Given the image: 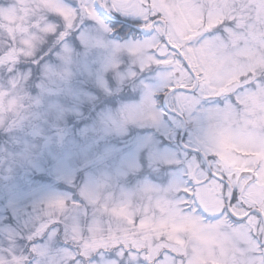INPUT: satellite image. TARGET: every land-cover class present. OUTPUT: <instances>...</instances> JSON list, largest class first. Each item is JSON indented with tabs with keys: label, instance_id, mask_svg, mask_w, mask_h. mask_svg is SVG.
<instances>
[{
	"label": "rangeland",
	"instance_id": "obj_1",
	"mask_svg": "<svg viewBox=\"0 0 264 264\" xmlns=\"http://www.w3.org/2000/svg\"><path fill=\"white\" fill-rule=\"evenodd\" d=\"M98 1L0 0V264H264V0H114L157 22L118 39ZM62 26L56 56L7 82ZM244 169L258 179L229 206L218 176Z\"/></svg>",
	"mask_w": 264,
	"mask_h": 264
},
{
	"label": "snow or ice",
	"instance_id": "obj_2",
	"mask_svg": "<svg viewBox=\"0 0 264 264\" xmlns=\"http://www.w3.org/2000/svg\"><path fill=\"white\" fill-rule=\"evenodd\" d=\"M117 5L114 3V0H110L109 4L107 6H99L97 11L99 15L104 19V22L106 23L107 27L111 29L109 35L114 38L118 39L120 34H127L130 33H140L142 31L141 28L138 27L139 21L128 19L123 15V13L114 14L116 13ZM75 36V33L72 34ZM75 42V41H74ZM47 57H44L43 59L39 60L37 62L36 67L33 69V73L39 71V67L41 64L44 63V60H46ZM147 97V94L145 98ZM128 117L123 118V122H127ZM77 129L83 134L86 132V129H79V125H77ZM43 131V130H40ZM56 135L60 137L61 141L65 139V132L63 129H57ZM45 147H48L51 142V137L45 136ZM136 141V150L140 151L141 149H144L146 145L148 144V141L142 140L140 137L135 138ZM74 148H80L81 146L76 144L75 141L72 142ZM90 147V146H89ZM235 199V198H233Z\"/></svg>",
	"mask_w": 264,
	"mask_h": 264
},
{
	"label": "trees",
	"instance_id": "obj_3",
	"mask_svg": "<svg viewBox=\"0 0 264 264\" xmlns=\"http://www.w3.org/2000/svg\"><path fill=\"white\" fill-rule=\"evenodd\" d=\"M58 17V16H57ZM139 21V20H138ZM139 24H141V21H139ZM71 31L67 28H65L64 26H62V29H60L58 31V34H52L51 36L48 37V40L42 45L41 48H39L36 52V57L35 56H32V57H27V58H21L19 59L16 64H15V68H16V71L15 72H8L6 71V81L8 82V78L11 76V75H14L15 73H17V69L20 67V68H35L36 65H37V62L41 59H43L44 57H54L56 56L55 55V51L57 50V48L60 47L61 43L64 41V39H67L68 36L70 35ZM141 34H143L142 32H140ZM130 34H135V37L139 34V33H130ZM130 34H127V35H130ZM122 36V38L125 37V34H120ZM126 35V36H127ZM41 66V65H40ZM39 70H40V67H39ZM37 74V72H36ZM35 74V75H36ZM122 91V90H121ZM165 91H159L158 93V99H159V102L161 103L162 100H163V97L165 95ZM114 95V94H113ZM46 177L47 180L49 181V178L53 180L51 174H46ZM58 185L61 187V188H64V187H67L71 184H68L66 182H59ZM73 187L74 189L77 188L76 186H71Z\"/></svg>",
	"mask_w": 264,
	"mask_h": 264
},
{
	"label": "flooded vegetation",
	"instance_id": "obj_4",
	"mask_svg": "<svg viewBox=\"0 0 264 264\" xmlns=\"http://www.w3.org/2000/svg\"><path fill=\"white\" fill-rule=\"evenodd\" d=\"M195 150V152H197V153H199L198 151V149H194ZM219 169L222 171V173L224 172L223 170H222V165H220L219 166ZM238 172H232V174H231V178H232V180L234 181V185L236 186V187H238V191H237V199L241 202V201H243V196H244V194H245V192H246V190L243 192V193H240L241 191H240V189L242 188V186H243V184H244V181H242V180H238ZM221 179H224V178H221ZM262 221H263V224H264V216H262ZM261 238L263 239L264 238V232L261 234ZM262 254H263V257H264V244L262 245Z\"/></svg>",
	"mask_w": 264,
	"mask_h": 264
},
{
	"label": "water",
	"instance_id": "obj_5",
	"mask_svg": "<svg viewBox=\"0 0 264 264\" xmlns=\"http://www.w3.org/2000/svg\"><path fill=\"white\" fill-rule=\"evenodd\" d=\"M175 49L179 50L177 47H174ZM179 73L177 72L176 75H178ZM249 174H253V171L252 170H245L243 171L240 175H239V178L243 177L244 175H249ZM256 179V175H254L252 177V179H250L245 185L247 186L250 182H252L253 180Z\"/></svg>",
	"mask_w": 264,
	"mask_h": 264
},
{
	"label": "clouds",
	"instance_id": "obj_6",
	"mask_svg": "<svg viewBox=\"0 0 264 264\" xmlns=\"http://www.w3.org/2000/svg\"><path fill=\"white\" fill-rule=\"evenodd\" d=\"M98 91H99V90H98ZM99 95H104V94H103V92H99ZM106 107H107V105H106ZM106 140H107L108 142H110V140H109L108 138H106ZM78 143H79V142H78ZM120 148H123V142H121ZM77 162H78V163H83L84 161H83L82 159H78Z\"/></svg>",
	"mask_w": 264,
	"mask_h": 264
},
{
	"label": "bare ground",
	"instance_id": "obj_7",
	"mask_svg": "<svg viewBox=\"0 0 264 264\" xmlns=\"http://www.w3.org/2000/svg\"><path fill=\"white\" fill-rule=\"evenodd\" d=\"M98 6H102L99 1L97 2ZM144 30L148 31L150 29L149 25L143 26ZM189 88V87H188ZM190 89V88H189Z\"/></svg>",
	"mask_w": 264,
	"mask_h": 264
}]
</instances>
